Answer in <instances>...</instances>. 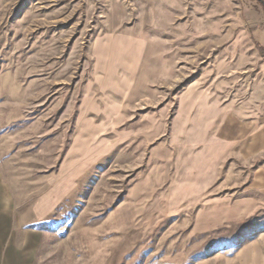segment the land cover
Returning a JSON list of instances; mask_svg holds the SVG:
<instances>
[{
  "label": "rangeland",
  "instance_id": "rangeland-1",
  "mask_svg": "<svg viewBox=\"0 0 264 264\" xmlns=\"http://www.w3.org/2000/svg\"><path fill=\"white\" fill-rule=\"evenodd\" d=\"M256 44V0H0V202L22 258L264 264Z\"/></svg>",
  "mask_w": 264,
  "mask_h": 264
},
{
  "label": "crops",
  "instance_id": "crops-1",
  "mask_svg": "<svg viewBox=\"0 0 264 264\" xmlns=\"http://www.w3.org/2000/svg\"><path fill=\"white\" fill-rule=\"evenodd\" d=\"M13 209L10 202H0V264H17V261L29 264L28 258H22L23 254L17 251ZM29 245L30 243L26 245L27 248Z\"/></svg>",
  "mask_w": 264,
  "mask_h": 264
},
{
  "label": "trees",
  "instance_id": "trees-1",
  "mask_svg": "<svg viewBox=\"0 0 264 264\" xmlns=\"http://www.w3.org/2000/svg\"><path fill=\"white\" fill-rule=\"evenodd\" d=\"M256 1H257V3H258L259 5L262 6V8H263V10H264V0H256ZM256 47H257V50H258V52L260 53V55H261L262 57H264V46H262V45H260V44H256Z\"/></svg>",
  "mask_w": 264,
  "mask_h": 264
}]
</instances>
